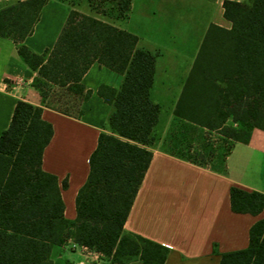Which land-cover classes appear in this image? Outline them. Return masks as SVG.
Segmentation results:
<instances>
[{"label": "trees", "instance_id": "16d2710c", "mask_svg": "<svg viewBox=\"0 0 264 264\" xmlns=\"http://www.w3.org/2000/svg\"><path fill=\"white\" fill-rule=\"evenodd\" d=\"M113 3L112 16L123 17L131 0ZM45 0H25L0 9V37L11 38L28 68L32 86L43 99L51 88L85 98L81 80L92 64L123 74L118 90L98 95L112 110L108 133L91 153L89 173L75 198L76 217L64 218L61 185L42 169L44 149L53 136L42 108L18 101L10 124L0 134V264H52L51 249L69 239L121 264L139 245L122 235L134 199L149 167L152 132L159 106L149 97L155 55L138 48V38L94 16L71 9L51 49L33 53L24 44ZM230 29L210 25L175 106L177 117L248 144L252 131L264 132V0L224 1ZM234 214L257 216L264 193L229 189ZM219 264H264V219L249 231L248 247L219 254ZM142 258L162 262L160 247L146 243ZM62 264H74L63 260Z\"/></svg>", "mask_w": 264, "mask_h": 264}, {"label": "crops", "instance_id": "0c3cea01", "mask_svg": "<svg viewBox=\"0 0 264 264\" xmlns=\"http://www.w3.org/2000/svg\"><path fill=\"white\" fill-rule=\"evenodd\" d=\"M21 1L25 0H0V9ZM45 1L32 34L23 42L36 54L53 47L71 10L67 0ZM224 1L250 0H131L125 16H112L109 21L100 18L135 35L138 48L155 55L149 97L159 112L152 144L147 147L152 158L122 233L138 243L139 251L119 255L121 264H219V254L247 248L250 228L264 219V211L257 216L234 214L229 198L232 186L264 193V132L254 129L248 144L236 143L175 114L208 28L231 27L223 16ZM142 25L149 26V32L139 31ZM166 53L172 59L165 60ZM158 69L184 71L178 79L174 75L175 81L171 73L158 80ZM36 77L18 55L14 41L0 37V134L8 128L18 101L42 108L43 120L53 128L42 169L56 176L60 185L66 180L67 188L61 191L64 218L73 222L75 198L89 173V157L98 136L108 133L112 107L98 95V89L118 90L123 74L92 64L81 80L85 91H90L87 98L85 92L74 95L53 87L43 99L32 86ZM146 243L160 247L161 263L142 258ZM73 244L69 239L52 247V264L65 259L89 264L90 257ZM100 261L110 263L106 257Z\"/></svg>", "mask_w": 264, "mask_h": 264}, {"label": "rangeland", "instance_id": "374dc122", "mask_svg": "<svg viewBox=\"0 0 264 264\" xmlns=\"http://www.w3.org/2000/svg\"><path fill=\"white\" fill-rule=\"evenodd\" d=\"M48 1H57V0H48ZM70 9H75L79 12H82L84 14L87 15H91L94 16L96 18H102L106 21H109L112 19V6L113 3L110 1L104 2V0H67ZM148 28L150 29V27L148 26ZM144 27V25H142L139 28V31H143V32H149V29ZM165 36V34H163ZM168 38V37H167ZM175 40H179V38H176ZM172 59L170 57L169 53H166V58L165 60H169ZM182 65L184 66L185 63L183 62ZM166 71V72H164ZM184 70H159L158 69V75L157 78L159 80V78L161 77V75L163 74H169L171 73L173 75L172 80L175 81V79H178L180 72L182 73ZM177 73V74H176ZM176 74V75H175ZM174 75H175V79H174ZM177 76V77H176ZM61 98V97H60ZM164 109H166V107L164 106ZM229 149V146L226 144V151ZM146 247V244L144 245L143 248Z\"/></svg>", "mask_w": 264, "mask_h": 264}, {"label": "built area", "instance_id": "2783aa9c", "mask_svg": "<svg viewBox=\"0 0 264 264\" xmlns=\"http://www.w3.org/2000/svg\"><path fill=\"white\" fill-rule=\"evenodd\" d=\"M72 247L80 249L87 256H89L91 259L89 264H102V262L100 261L101 258L104 257L102 254L92 251L86 247L77 246L76 244H73ZM78 264H82V263H78Z\"/></svg>", "mask_w": 264, "mask_h": 264}]
</instances>
